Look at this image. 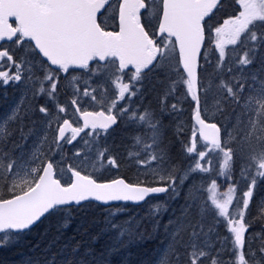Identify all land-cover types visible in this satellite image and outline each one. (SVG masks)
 Wrapping results in <instances>:
<instances>
[{
	"label": "snow or ice",
	"instance_id": "1",
	"mask_svg": "<svg viewBox=\"0 0 264 264\" xmlns=\"http://www.w3.org/2000/svg\"><path fill=\"white\" fill-rule=\"evenodd\" d=\"M0 264H264V0H0Z\"/></svg>",
	"mask_w": 264,
	"mask_h": 264
},
{
	"label": "trees",
	"instance_id": "2",
	"mask_svg": "<svg viewBox=\"0 0 264 264\" xmlns=\"http://www.w3.org/2000/svg\"><path fill=\"white\" fill-rule=\"evenodd\" d=\"M6 258V259H9V260H16L18 259V257L16 256L15 253L13 252H3V251H0V258Z\"/></svg>",
	"mask_w": 264,
	"mask_h": 264
},
{
	"label": "bare ground",
	"instance_id": "3",
	"mask_svg": "<svg viewBox=\"0 0 264 264\" xmlns=\"http://www.w3.org/2000/svg\"><path fill=\"white\" fill-rule=\"evenodd\" d=\"M4 258V257H3Z\"/></svg>",
	"mask_w": 264,
	"mask_h": 264
}]
</instances>
